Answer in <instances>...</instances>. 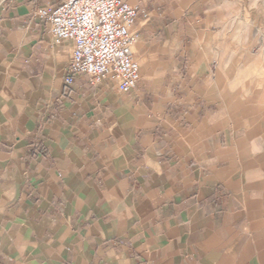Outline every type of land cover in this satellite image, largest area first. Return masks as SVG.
<instances>
[{
    "label": "crops",
    "instance_id": "crops-1",
    "mask_svg": "<svg viewBox=\"0 0 264 264\" xmlns=\"http://www.w3.org/2000/svg\"><path fill=\"white\" fill-rule=\"evenodd\" d=\"M61 1L0 0V264H264V164L207 87L250 0H129L128 93L66 84L73 42L36 14Z\"/></svg>",
    "mask_w": 264,
    "mask_h": 264
},
{
    "label": "rangeland",
    "instance_id": "rangeland-1",
    "mask_svg": "<svg viewBox=\"0 0 264 264\" xmlns=\"http://www.w3.org/2000/svg\"><path fill=\"white\" fill-rule=\"evenodd\" d=\"M239 13L238 17L223 19L222 35L208 36L213 48L208 50L212 61L207 87L213 92L210 99L226 112L232 137L237 140L235 148L263 166L264 17L259 14L264 13V0H250L248 10ZM246 13L255 16L241 15Z\"/></svg>",
    "mask_w": 264,
    "mask_h": 264
},
{
    "label": "built area",
    "instance_id": "built-area-1",
    "mask_svg": "<svg viewBox=\"0 0 264 264\" xmlns=\"http://www.w3.org/2000/svg\"><path fill=\"white\" fill-rule=\"evenodd\" d=\"M140 13H147L129 0H62L52 7H39L55 43L73 42L65 78L87 75L97 85L111 78L124 92L141 81V67L133 50V28Z\"/></svg>",
    "mask_w": 264,
    "mask_h": 264
}]
</instances>
